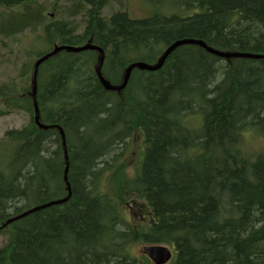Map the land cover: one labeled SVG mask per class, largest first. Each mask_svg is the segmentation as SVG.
I'll use <instances>...</instances> for the list:
<instances>
[{
    "label": "trees",
    "instance_id": "16d2710c",
    "mask_svg": "<svg viewBox=\"0 0 264 264\" xmlns=\"http://www.w3.org/2000/svg\"><path fill=\"white\" fill-rule=\"evenodd\" d=\"M147 2L134 18L126 0H0V56L23 55L0 117H26L0 136V264H154L147 244L166 264H264V148L245 143L264 140V0ZM188 38L257 56L183 43L118 91L97 50L63 49L33 98L56 46L102 47L117 85Z\"/></svg>",
    "mask_w": 264,
    "mask_h": 264
},
{
    "label": "water",
    "instance_id": "95a60500",
    "mask_svg": "<svg viewBox=\"0 0 264 264\" xmlns=\"http://www.w3.org/2000/svg\"><path fill=\"white\" fill-rule=\"evenodd\" d=\"M183 43H197V44H201L203 46H205L209 51L218 54L220 56H224V57H238V56H243V57H255L257 55L255 54H250V53H238V52H223V51H218L210 46H208L205 42L201 41V40H196V39H182V40H177L174 43H172L165 51L164 53L160 56L158 63L156 64H149L146 62H141V61H136L131 63L126 71H125V75H124V79L123 82L121 84H112L110 81H108L102 74V66H103V62H104V58H105V52L104 49L98 45H94L91 43H87L85 45H81V46H68V45H60V46H56L54 48L53 51H51L50 53L45 54L44 56L40 57L33 68L32 71V82H33V90H32V95L33 98L35 99V91H36V74H37V69H38V65L45 59H47L49 56H51L52 54L57 53L60 50L66 49V50H70V51H83V50H87V49H94L97 50L100 54L99 57V61L98 64L96 66V73L98 75V77L100 78L102 84L110 90H121L122 88H124L128 82V79L130 77L131 71L134 67H140L143 69H150V70H155L161 67V65L163 64L165 58L170 54V52L176 48L177 46L183 44ZM36 104V102H35ZM39 111L36 105V120L39 122ZM61 201V200H58ZM55 202V201H53ZM47 203L41 206H46L51 204ZM38 208V207H36ZM33 208V209H36ZM31 209V210H33ZM27 213V212H26ZM25 214V213H24ZM143 250L145 252V254L155 263V264H164L167 261H169L172 258V251L170 250V248L168 246L162 245V244H147L143 246Z\"/></svg>",
    "mask_w": 264,
    "mask_h": 264
},
{
    "label": "rangeland",
    "instance_id": "374dc122",
    "mask_svg": "<svg viewBox=\"0 0 264 264\" xmlns=\"http://www.w3.org/2000/svg\"><path fill=\"white\" fill-rule=\"evenodd\" d=\"M126 3L128 5L129 14L131 17L140 18L143 16H147L149 14L148 8H147L148 7L147 0H126ZM24 36H26V37L24 38L22 36L21 41H24V40L25 41L22 42V44H20V43H18V44H20V45L26 44L28 42L27 38L30 37L29 39H31L33 34H32V32H27L24 34ZM42 47L43 46L41 43L36 42L35 49H42ZM18 49L19 48H17L15 46V50H14L15 52L11 55L8 52H7V54L4 53V48H3V51H1L3 54L0 56L1 57V60H0V79H6L9 76H11V77L16 76L18 69H19V67L22 63V60H23V55L17 56L18 55V53H17ZM4 55H5L6 60H3ZM25 119H26L25 115L23 113H20V112H13L11 114H7L3 117H0V136H3L5 130H7L9 128L22 126V124L25 122ZM245 138H246L245 143L248 142L247 143L248 147H251V148H255L256 143L260 140H263L261 137L253 136L252 134L248 135V136L245 135ZM263 148H264V145H261L260 147H258L256 149V151H261V149H263ZM129 154H132L134 157L137 155L134 153L133 147L130 148ZM134 161H135V159L130 161V164L128 167L129 172H131V168H133ZM136 207L137 206H135L134 210L136 209ZM132 217H133L134 221L139 222L138 217L140 218L141 215H139V216L133 215V212H132ZM3 240H5V236L0 235V244ZM136 246H138V247L134 248L135 252H136V254H139L141 252V249H143V246L142 247L139 245H136Z\"/></svg>",
    "mask_w": 264,
    "mask_h": 264
},
{
    "label": "clouds",
    "instance_id": "9594fccd",
    "mask_svg": "<svg viewBox=\"0 0 264 264\" xmlns=\"http://www.w3.org/2000/svg\"><path fill=\"white\" fill-rule=\"evenodd\" d=\"M246 136L251 135V131L245 134ZM261 145H264V140H260L256 143V147H260Z\"/></svg>",
    "mask_w": 264,
    "mask_h": 264
}]
</instances>
